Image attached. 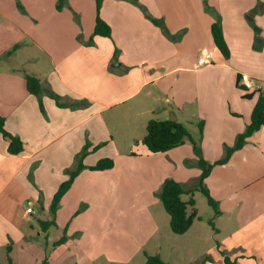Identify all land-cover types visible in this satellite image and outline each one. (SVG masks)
Returning a JSON list of instances; mask_svg holds the SVG:
<instances>
[{"label":"crops","instance_id":"1","mask_svg":"<svg viewBox=\"0 0 264 264\" xmlns=\"http://www.w3.org/2000/svg\"><path fill=\"white\" fill-rule=\"evenodd\" d=\"M207 1L103 0L98 9L97 0H0V116L25 146L10 154L0 133L2 263L146 264L148 254L173 264L168 247L178 264H223V252L264 264V127L205 181L221 214L198 213L182 235L162 231L170 216L160 192L169 178L196 188L199 155L191 139L158 154L142 143L150 120L176 115L214 163L251 122L264 93V0ZM217 15L229 58L211 33ZM98 16L110 37L95 35ZM203 51L212 62L199 67ZM26 75L41 81V97ZM239 75L255 88L240 87ZM87 145L86 168L53 212ZM105 158L112 169H91ZM41 221L56 225L43 231Z\"/></svg>","mask_w":264,"mask_h":264},{"label":"trees","instance_id":"2","mask_svg":"<svg viewBox=\"0 0 264 264\" xmlns=\"http://www.w3.org/2000/svg\"><path fill=\"white\" fill-rule=\"evenodd\" d=\"M103 0H97L98 9H100L101 3ZM136 2V0H132ZM63 0H59V8H61V4ZM205 4L208 7V1L205 0ZM145 16L152 20V22L160 27H164L162 21L157 20L148 13ZM211 33L213 36V40L217 48L221 51V53L229 58L231 53L229 46L225 40L223 28L221 25L220 17L216 16L215 22L211 27ZM95 35L102 37H110L111 36V27L103 21L100 16L97 17L96 27H95ZM17 47V46H16ZM15 47V48H16ZM13 51H10L8 54L10 55ZM26 85L27 90L30 94L35 95L37 97H41L43 94V87L41 81L31 75H26ZM242 76L238 77V84L240 86ZM243 87V86H240ZM50 97L54 98L57 103L62 106L60 102V97L53 92H49ZM247 97H251L248 95ZM43 109V105H41ZM199 130L200 133H203L204 122H199ZM264 127V93L261 91L259 99L253 109L251 122L247 126L246 130L238 135L235 145L230 147L226 146L225 156L217 160L214 163H210L202 156L201 151L197 145V142L193 140L190 135L188 129L181 122L172 121V120H157L152 119L149 121L147 125V134L143 139L142 143L145 145L149 153L158 154V153H166L172 149H175L185 143L186 139H191L193 145L195 147L196 153L199 155L198 165L202 171L198 186L196 188L185 189L182 183L176 181L173 178L166 179L161 192H160V200L163 204L164 209L170 216V227L173 233L182 235L185 234L192 227L195 220L199 219L198 210L196 208V201L194 199V194L196 191H201L208 200L209 205L214 209V216H218L221 214V211L218 207V202L212 197L209 189L206 186V179L210 176L213 169L218 165L227 164L232 155L242 149L244 145L247 143L248 139L253 137L256 132H258L261 128ZM0 133L5 138V140L9 141L8 152L12 155H18L22 153L25 149L23 141L18 137L10 134L5 129V119L0 116ZM88 145L84 148L82 158L80 160V164L77 169L70 173V178L63 182L57 193L55 194L52 211L55 212L57 206L59 205L62 197L67 193V191L71 188L73 182L76 177L80 174V172L85 169V165L83 163V159L87 153ZM115 166V161L111 158H105L98 161V163L92 167V170L104 171L112 169ZM189 195L190 198L188 201H184L182 196ZM190 209V210H189ZM211 226L214 227L213 219L209 220ZM43 231H47L52 226H55L54 221H41L40 222ZM66 237L64 236L61 240L56 242L55 245H60L66 242ZM11 251V247H8V252ZM224 262L223 264H237L236 260H232L228 255L223 252ZM0 264H4L0 261ZM7 264H14L12 259L8 257ZM43 264H47V261ZM146 264H169L165 262L160 255H148L146 254Z\"/></svg>","mask_w":264,"mask_h":264},{"label":"rangeland","instance_id":"3","mask_svg":"<svg viewBox=\"0 0 264 264\" xmlns=\"http://www.w3.org/2000/svg\"><path fill=\"white\" fill-rule=\"evenodd\" d=\"M168 108H169V105L163 103L162 109L166 110ZM171 117H172V115H171ZM145 133H147V131ZM194 196L196 198V203H197L196 208L198 210V213H200V215H203V216H206L207 214L213 215L214 209L209 205L208 200L205 197V195L201 191H196ZM160 206H161L162 210L164 211V213L167 214L166 216H168L169 214L166 212L163 205H160ZM161 227H162L163 232L167 230L169 232V234L171 236H173L174 233L171 230L170 222H163V224L161 223ZM204 227L207 228L210 232H212V228L209 227L206 223H204ZM222 237H224V236H222ZM211 244H212V242H211ZM166 248L167 249H166L164 255H165L167 261H173V264H178V261L175 258L172 250L168 249V247H166Z\"/></svg>","mask_w":264,"mask_h":264},{"label":"built area","instance_id":"4","mask_svg":"<svg viewBox=\"0 0 264 264\" xmlns=\"http://www.w3.org/2000/svg\"><path fill=\"white\" fill-rule=\"evenodd\" d=\"M211 62H212L211 54L207 51H203L202 55L198 60V66L199 67L206 66L209 65ZM255 83L256 81L248 76H243L241 79L242 86H244V88L247 90H253L255 88ZM31 212H32V208H28L27 213H31Z\"/></svg>","mask_w":264,"mask_h":264},{"label":"water","instance_id":"5","mask_svg":"<svg viewBox=\"0 0 264 264\" xmlns=\"http://www.w3.org/2000/svg\"><path fill=\"white\" fill-rule=\"evenodd\" d=\"M170 120H172V121H176L177 118H176L175 116H172V117L170 118Z\"/></svg>","mask_w":264,"mask_h":264}]
</instances>
